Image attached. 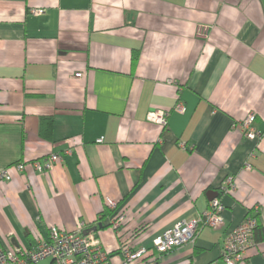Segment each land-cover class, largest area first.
Masks as SVG:
<instances>
[{
    "label": "crops",
    "instance_id": "crops-1",
    "mask_svg": "<svg viewBox=\"0 0 264 264\" xmlns=\"http://www.w3.org/2000/svg\"><path fill=\"white\" fill-rule=\"evenodd\" d=\"M157 109L171 110L165 126L148 120ZM249 114L264 134V0H0V247L97 227L112 264L123 245L149 250L133 264H222L257 206L256 243L238 264H264V136L233 127ZM51 153L63 159L36 171ZM211 190L224 225L157 253L154 240L208 209Z\"/></svg>",
    "mask_w": 264,
    "mask_h": 264
},
{
    "label": "built area",
    "instance_id": "built-area-1",
    "mask_svg": "<svg viewBox=\"0 0 264 264\" xmlns=\"http://www.w3.org/2000/svg\"><path fill=\"white\" fill-rule=\"evenodd\" d=\"M43 12L44 9L41 8L31 9L33 15H39ZM209 34V25H198L196 35L199 38L206 39ZM173 110L184 112L186 108L184 104L178 102ZM170 115L171 110L157 109L148 113V120L165 126ZM255 119L254 114H249L243 120L236 122L233 127L247 138L261 139L264 134L255 126ZM67 153H71V150H67ZM62 159L63 155L60 153H51L43 160L37 159L31 164L36 171L43 173L52 170ZM15 167L22 171L25 165L18 162ZM8 177L7 170L0 171V179H7ZM235 186L234 180L230 178L226 180L223 190L228 191L234 189ZM108 203L110 207L115 206L112 200H108ZM224 210L225 204L222 199L219 196L215 197L210 201L209 208L202 214L191 219L181 220L158 236L154 240L153 248L159 254L167 253L175 247L193 241L204 227L212 229L222 227L224 225ZM252 211L253 213L249 212L245 219L227 236L220 254L222 264H238L246 257L249 248L255 245L259 208L256 206ZM123 221L124 216L118 215L110 225L115 231H118ZM148 252L149 250L146 248L134 250L128 245H123L121 248L124 264H133L136 260L145 257ZM47 259L51 260L52 264H112L110 253L104 249L102 241L93 232L84 234L82 227L75 231L52 227L49 239L41 240L36 245L25 249L10 251L0 247V264H40ZM207 264L220 263L218 260H214Z\"/></svg>",
    "mask_w": 264,
    "mask_h": 264
},
{
    "label": "water",
    "instance_id": "water-1",
    "mask_svg": "<svg viewBox=\"0 0 264 264\" xmlns=\"http://www.w3.org/2000/svg\"><path fill=\"white\" fill-rule=\"evenodd\" d=\"M217 196H218V192H216L214 190H211V191L208 192V198H209V200H212V199H214ZM96 229H97V227H95L93 229L92 228L91 229H88V230L84 231V234H88L89 232H91L93 230H96Z\"/></svg>",
    "mask_w": 264,
    "mask_h": 264
},
{
    "label": "trees",
    "instance_id": "trees-1",
    "mask_svg": "<svg viewBox=\"0 0 264 264\" xmlns=\"http://www.w3.org/2000/svg\"><path fill=\"white\" fill-rule=\"evenodd\" d=\"M42 120H43V125L47 127V125L50 123V120H51V119L47 117V118H43ZM42 134H43L44 136H46L45 133H44L43 131H42ZM110 212H111V211L108 210V208H106V210L102 213V214H103V217H105V216H107L108 214H110ZM103 225H106V224L103 223ZM106 226H107V225H106ZM98 227H99V226H98Z\"/></svg>",
    "mask_w": 264,
    "mask_h": 264
}]
</instances>
